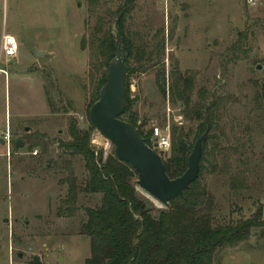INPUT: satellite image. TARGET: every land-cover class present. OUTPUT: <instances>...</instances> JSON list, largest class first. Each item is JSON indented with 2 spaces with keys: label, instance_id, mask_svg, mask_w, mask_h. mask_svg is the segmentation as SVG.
<instances>
[{
  "label": "rangeland",
  "instance_id": "rangeland-1",
  "mask_svg": "<svg viewBox=\"0 0 264 264\" xmlns=\"http://www.w3.org/2000/svg\"><path fill=\"white\" fill-rule=\"evenodd\" d=\"M0 1V23L9 27L16 10V23H22L18 55L2 58L0 68L18 65L23 79H10L6 87L0 75V119L5 103L11 109L9 150L0 144V263L12 258L13 264H30L37 257L41 264H84L89 239L80 234V225L85 209L98 207L101 195L81 190L87 179L84 161L59 142L70 139V119L78 129L90 130L87 115L96 79L91 82L89 51L80 42L98 8L87 0ZM256 12L257 5L246 0H135L125 22L126 29L146 32L148 43L161 31L166 88L169 71L176 68L193 73L196 90L207 92L206 103H219L220 117L210 133L225 156L207 159L199 177L212 197L215 226L234 225L257 208L264 223V110L253 101L256 85L264 82V18ZM35 50L48 53L38 58ZM158 68L128 76L130 112L143 131L158 128L169 140L173 126L192 129V142L199 122L184 117L183 105L171 103L167 91L163 97ZM192 100H197L196 92ZM35 133L44 137L34 144ZM90 134L91 147L104 158L113 152L96 129ZM17 140L21 143L15 147ZM169 154L170 147L161 158ZM238 171L244 172L246 186L234 189L230 184ZM72 182L78 194L69 215L62 201ZM136 189L154 209L166 208ZM213 264H264V225L252 228L239 244L217 250Z\"/></svg>",
  "mask_w": 264,
  "mask_h": 264
},
{
  "label": "trees",
  "instance_id": "trees-1",
  "mask_svg": "<svg viewBox=\"0 0 264 264\" xmlns=\"http://www.w3.org/2000/svg\"><path fill=\"white\" fill-rule=\"evenodd\" d=\"M87 1L98 8L94 25L88 27L89 32L80 42L81 48L89 51L91 82L96 79L94 95L88 108L98 99L107 65L114 57L117 36L112 26L117 25L118 19L128 71L125 77V110L121 119L137 127L145 143L151 147V132L143 131L137 125L135 113L130 112L127 79L130 74L144 73L159 65L156 78L160 93L166 97L167 91L171 103L183 105L184 117L199 122L192 142H189L192 129L185 131L182 127H172L170 154L162 159L170 178H176L185 171L193 143L204 132L207 124L209 131L203 143L197 179L190 183L182 196L170 200L165 209H154L136 189V173L127 163L117 159L114 151L104 158L101 150L96 151L91 147L90 131L95 128L90 122V130H80L75 119H70V139L59 144L69 150L71 155L81 156L84 161L87 179L81 190L101 195L98 207L85 209L86 219L80 225V234L89 239L90 256L84 264H213L217 250L239 244L249 237L252 228L264 225L261 221V208H257L250 218L234 225H213L212 197L199 184V177L207 159L214 160L215 154L225 156L224 152H220L219 144L214 141L215 136L210 133L220 117L219 103L216 99L206 103L207 92L204 88L196 90L193 73H180L176 68L169 71L170 82L166 88L165 68L160 64L164 54L161 31L152 36V44L147 42L146 32L125 28L135 0ZM194 92L197 95L195 102L192 100ZM46 101L52 108L50 99L47 98ZM253 101L257 108L264 110V82L256 85ZM43 137L35 133L34 139L32 138L34 144ZM226 167L227 165L223 167V171ZM235 175L232 176L230 187H245L244 172L238 171ZM234 178H238L240 182H235ZM77 194V187L72 182L62 201L65 209H70L69 215L76 209ZM30 264L41 263L35 257Z\"/></svg>",
  "mask_w": 264,
  "mask_h": 264
},
{
  "label": "water",
  "instance_id": "water-1",
  "mask_svg": "<svg viewBox=\"0 0 264 264\" xmlns=\"http://www.w3.org/2000/svg\"><path fill=\"white\" fill-rule=\"evenodd\" d=\"M117 44L114 57L109 61L103 85L99 89L98 99L88 110L90 124L113 146L114 155L122 162L127 163L136 173L135 185L163 206L177 196H182L198 177L199 161L203 143L209 131L207 124L204 132L193 143L187 158L185 171L176 178H170L160 154L153 147L145 143L140 130L121 119L125 110L127 90L125 77L128 73L125 65V51L121 41V29L116 25ZM39 58L47 53L36 51ZM256 70H261L257 65ZM27 130V128H25ZM4 145V141L0 138ZM20 140L15 142L19 146ZM20 256V255H19Z\"/></svg>",
  "mask_w": 264,
  "mask_h": 264
},
{
  "label": "crops",
  "instance_id": "crops-1",
  "mask_svg": "<svg viewBox=\"0 0 264 264\" xmlns=\"http://www.w3.org/2000/svg\"><path fill=\"white\" fill-rule=\"evenodd\" d=\"M254 5H257V12H256L257 16L256 17L257 18H264V0H258V2L255 3ZM15 15L17 17H15ZM15 15L11 17V24L9 27L7 26V24L5 23L4 20L2 21V24L0 23V48H1L2 34H4V33L9 34V35L13 36L15 40L16 39L18 40L20 38V36L22 35V30H21L22 23L20 24L19 23L20 21H18L16 23L17 19H15L18 17L20 18V14H19L18 10L15 11ZM249 16H252L251 12L249 13ZM45 53H48V52H45ZM16 55H18V51H17ZM16 62L18 63L19 61H16ZM1 69H3L5 71V74L0 73V75L4 76V85L6 87H7V85L9 86V84L11 82L10 79H13V82H19V81L23 82V79L21 76L22 74H20L21 72H19L18 65L14 66V67L11 66L10 70L4 69V68H1ZM19 76H21V78ZM32 86H33V83H32ZM5 94H6V91H5ZM10 110H11L10 107L9 106L7 107V104L5 103L4 115L0 119V138L3 134V132L5 131L6 126L8 127V129H10V122H8L9 117H10V112H11ZM9 132H10V130H9ZM0 144L3 145L1 142H0Z\"/></svg>",
  "mask_w": 264,
  "mask_h": 264
},
{
  "label": "built area",
  "instance_id": "built-area-1",
  "mask_svg": "<svg viewBox=\"0 0 264 264\" xmlns=\"http://www.w3.org/2000/svg\"><path fill=\"white\" fill-rule=\"evenodd\" d=\"M160 1L166 3L168 0H160ZM246 2L247 4L254 5L255 0H246ZM17 51H18V43L14 39V37L9 34H5V33L2 34L1 48H0V62L2 58H5V61H7L10 58L15 57ZM0 73L5 74V71L0 68ZM1 138L4 141V145H6L8 149L11 142V135L7 126ZM150 140H151V147H153L154 142H156V147H154V150L157 151L158 153H164L170 147L169 135L164 134L158 128L153 129V131L151 132ZM0 264H13L12 258H9L7 261L2 262Z\"/></svg>",
  "mask_w": 264,
  "mask_h": 264
}]
</instances>
